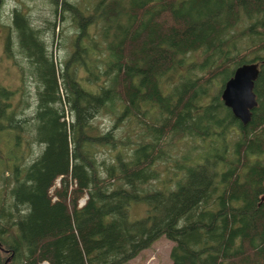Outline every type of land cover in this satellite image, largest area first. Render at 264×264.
I'll return each mask as SVG.
<instances>
[{
	"label": "trees",
	"instance_id": "trees-1",
	"mask_svg": "<svg viewBox=\"0 0 264 264\" xmlns=\"http://www.w3.org/2000/svg\"><path fill=\"white\" fill-rule=\"evenodd\" d=\"M50 3L73 29L60 66L12 15L35 106L16 120L0 87V264H126L161 237L170 264H264V0ZM249 63L243 126L220 94Z\"/></svg>",
	"mask_w": 264,
	"mask_h": 264
},
{
	"label": "rangeland",
	"instance_id": "rangeland-1",
	"mask_svg": "<svg viewBox=\"0 0 264 264\" xmlns=\"http://www.w3.org/2000/svg\"><path fill=\"white\" fill-rule=\"evenodd\" d=\"M0 1V87L14 93L9 100L10 109H8L10 111L17 110L15 119L22 121L32 115L35 106V95L33 94L34 77L31 74L32 68H30L28 60L22 55L19 48L18 38L13 29V11L15 9L22 10L29 18L32 26L41 29L44 34L47 49L52 54L57 66L62 64L70 51V39L73 36V29L70 27L68 20H61L60 15L57 14L55 16L53 14L54 7H52L50 0ZM67 1L71 3L76 0ZM50 24H55L53 34L50 30L52 28ZM61 30L62 34L60 37L59 33ZM65 36H67L66 41L63 40ZM22 84H26L27 86V91L24 96L21 92ZM22 100H26L28 104L27 109H25L26 103L23 104ZM95 124H98L100 130L105 132L111 128L113 122L105 117L96 120ZM31 150L32 153L37 155L41 147L32 145ZM58 186L57 181L56 187ZM83 201H85L84 198L80 199L78 206ZM138 207H135V209L130 208L129 217L131 220H137L144 216L141 217L143 208ZM172 246V242L161 237L149 249L142 251L137 257L126 264H170L169 254ZM42 264L45 263L43 262Z\"/></svg>",
	"mask_w": 264,
	"mask_h": 264
},
{
	"label": "water",
	"instance_id": "water-1",
	"mask_svg": "<svg viewBox=\"0 0 264 264\" xmlns=\"http://www.w3.org/2000/svg\"><path fill=\"white\" fill-rule=\"evenodd\" d=\"M260 73L256 63L243 64L237 67L223 85L220 98L233 117L243 126L249 124L251 112L256 107V96L253 92L254 84ZM264 201V196L261 197Z\"/></svg>",
	"mask_w": 264,
	"mask_h": 264
},
{
	"label": "built area",
	"instance_id": "built-area-1",
	"mask_svg": "<svg viewBox=\"0 0 264 264\" xmlns=\"http://www.w3.org/2000/svg\"><path fill=\"white\" fill-rule=\"evenodd\" d=\"M84 203H85V201H83V203L80 202V206H79V207L83 206ZM44 263H45V264H48L47 262H44Z\"/></svg>",
	"mask_w": 264,
	"mask_h": 264
},
{
	"label": "flooded vegetation",
	"instance_id": "flooded-vegetation-1",
	"mask_svg": "<svg viewBox=\"0 0 264 264\" xmlns=\"http://www.w3.org/2000/svg\"><path fill=\"white\" fill-rule=\"evenodd\" d=\"M0 4H1V1H0Z\"/></svg>",
	"mask_w": 264,
	"mask_h": 264
}]
</instances>
